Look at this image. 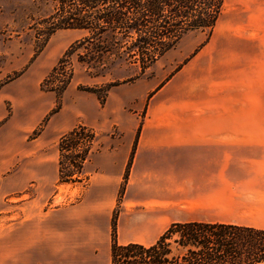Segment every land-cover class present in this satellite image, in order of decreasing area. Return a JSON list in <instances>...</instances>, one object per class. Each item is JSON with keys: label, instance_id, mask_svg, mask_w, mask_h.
<instances>
[{"label": "crops", "instance_id": "crops-1", "mask_svg": "<svg viewBox=\"0 0 264 264\" xmlns=\"http://www.w3.org/2000/svg\"><path fill=\"white\" fill-rule=\"evenodd\" d=\"M200 35L180 42L178 73L110 91L103 112L118 121L91 126L118 134L92 151L78 200L0 198V263L101 264L116 213L120 245L150 246L174 223L264 228V0H224L211 36ZM37 74L0 88V176L16 192L59 177L57 158L33 163L18 136L53 108Z\"/></svg>", "mask_w": 264, "mask_h": 264}, {"label": "trees", "instance_id": "trees-1", "mask_svg": "<svg viewBox=\"0 0 264 264\" xmlns=\"http://www.w3.org/2000/svg\"><path fill=\"white\" fill-rule=\"evenodd\" d=\"M53 12L40 21L39 37L45 41L57 31L77 30L88 35L71 46L67 54L88 43L93 46L83 61L100 69L107 57L140 63V73L176 48L189 33L211 36L224 0H46ZM125 46V47H124ZM123 48H125L123 50ZM62 59L41 82V90L54 93L61 110V97L72 76ZM97 63V65H93ZM1 87V86H0ZM101 105L105 96L98 95ZM96 139L92 129L79 125L58 142L60 183L83 182L84 168ZM131 162L124 180L127 182ZM124 192V186L120 194ZM117 213L112 221L111 264H264V228L188 222L174 223L157 240L145 246L120 245Z\"/></svg>", "mask_w": 264, "mask_h": 264}, {"label": "rangeland", "instance_id": "rangeland-1", "mask_svg": "<svg viewBox=\"0 0 264 264\" xmlns=\"http://www.w3.org/2000/svg\"><path fill=\"white\" fill-rule=\"evenodd\" d=\"M53 8L54 6L46 0H0V86L18 84L19 78L24 73H38L36 80L41 85V82L59 62L62 59L65 61L62 68L69 72L72 80L61 97V110L52 114L58 101L56 95L52 93V110L34 126L25 127L18 135L26 144L33 145L28 149L32 155H36L32 160L33 163L40 162L42 165V162H50L51 157L55 156L58 160L57 167H59L58 142L61 136L79 125L87 126L96 135L91 153L104 146L102 141L108 135L118 134L116 127L104 130L91 126V122L115 124L118 121L115 113L107 115L103 112L112 89L117 86L128 89L146 73L147 75L148 73H178L182 55L181 43H179L145 73H140L139 62L135 63L134 60L117 59L116 57L104 59L99 70L91 69L83 61L87 60L86 53L93 48L92 45L85 43L67 54L72 45L88 35L87 32L60 30L52 34L47 41L39 37L38 33L42 28L40 21L53 12ZM200 33H189L187 37L198 43L202 37ZM93 65L96 66L97 63ZM98 95L106 97L104 105H101ZM118 102L116 99L111 109L120 107ZM125 109L126 116L131 115L134 112V105H125ZM43 141L49 144L48 148L43 149ZM33 166L34 164H30L29 171ZM45 170L46 172L42 170L41 177L46 179L52 177V171L48 168ZM87 184L88 178L83 182L60 183L58 177L51 187L44 184L42 186L30 185L24 191L16 192L12 189L14 183L6 182L2 174L0 176V198L9 196L57 197L67 201H76ZM101 264H110V252L101 254Z\"/></svg>", "mask_w": 264, "mask_h": 264}]
</instances>
